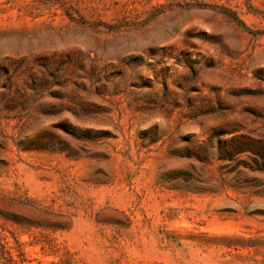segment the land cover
I'll use <instances>...</instances> for the list:
<instances>
[{
  "label": "rangeland",
  "instance_id": "rangeland-1",
  "mask_svg": "<svg viewBox=\"0 0 264 264\" xmlns=\"http://www.w3.org/2000/svg\"><path fill=\"white\" fill-rule=\"evenodd\" d=\"M0 264H264V0H0Z\"/></svg>",
  "mask_w": 264,
  "mask_h": 264
}]
</instances>
